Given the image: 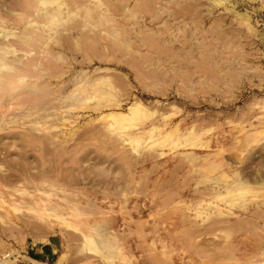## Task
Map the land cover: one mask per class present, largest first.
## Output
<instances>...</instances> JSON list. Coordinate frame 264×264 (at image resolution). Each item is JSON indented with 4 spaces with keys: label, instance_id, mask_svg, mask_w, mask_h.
I'll list each match as a JSON object with an SVG mask.
<instances>
[{
    "label": "rangeland",
    "instance_id": "rangeland-1",
    "mask_svg": "<svg viewBox=\"0 0 264 264\" xmlns=\"http://www.w3.org/2000/svg\"><path fill=\"white\" fill-rule=\"evenodd\" d=\"M40 2L0 0V264H264V0Z\"/></svg>",
    "mask_w": 264,
    "mask_h": 264
},
{
    "label": "clouds",
    "instance_id": "clouds-1",
    "mask_svg": "<svg viewBox=\"0 0 264 264\" xmlns=\"http://www.w3.org/2000/svg\"><path fill=\"white\" fill-rule=\"evenodd\" d=\"M49 9L52 10L49 11ZM84 10L87 11V9ZM35 14L37 16H41V15L46 16L49 22V26H51L52 28H57L66 22L64 11L60 6L54 4H45L42 2V0L36 6ZM11 55H12L11 49H7V50L0 49V56H3V60H0V71L10 70V66L6 63V61L8 57H10Z\"/></svg>",
    "mask_w": 264,
    "mask_h": 264
},
{
    "label": "bare ground",
    "instance_id": "bare-ground-1",
    "mask_svg": "<svg viewBox=\"0 0 264 264\" xmlns=\"http://www.w3.org/2000/svg\"><path fill=\"white\" fill-rule=\"evenodd\" d=\"M13 62V61H12ZM137 111V108L136 107H132V108H130V113L131 114H133L134 112H136Z\"/></svg>",
    "mask_w": 264,
    "mask_h": 264
}]
</instances>
